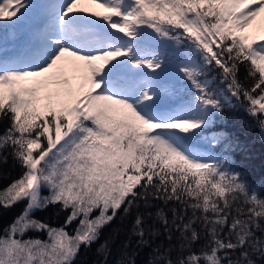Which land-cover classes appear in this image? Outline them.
<instances>
[{
    "label": "snow or ice",
    "instance_id": "6c2138e0",
    "mask_svg": "<svg viewBox=\"0 0 264 264\" xmlns=\"http://www.w3.org/2000/svg\"><path fill=\"white\" fill-rule=\"evenodd\" d=\"M258 17L264 0H0V166L19 167L0 217L23 204L0 264H88L94 244L91 264L114 245V264H264V194L207 134L236 101L264 135Z\"/></svg>",
    "mask_w": 264,
    "mask_h": 264
},
{
    "label": "trees",
    "instance_id": "16d2710c",
    "mask_svg": "<svg viewBox=\"0 0 264 264\" xmlns=\"http://www.w3.org/2000/svg\"><path fill=\"white\" fill-rule=\"evenodd\" d=\"M241 76H243V70H241ZM2 132L3 125H0V133ZM212 133H222L230 138L233 145V150L231 151V158L234 161L233 167L240 171L245 179L253 184L259 192L264 194V135L261 134L257 121L247 113L245 106L233 101L232 106L225 110V118L217 119L216 123L207 130L208 135ZM217 151H220V149H217ZM0 171L11 172L12 176H16L19 174V167L13 169L11 158H9L7 165L0 166ZM9 182V180H2L0 185H6ZM22 207L23 204L18 205L8 213H4L0 217V225L10 223ZM35 216L41 219H51L52 212L51 210L43 213L38 212ZM52 223L53 226H58L60 221L52 219ZM28 235L39 236L41 239L46 238L44 234L40 233H29ZM105 235H107V230ZM118 243L119 241H117ZM96 247L97 245L94 244L86 253L82 249L81 260L84 255L87 257L88 264H91L93 260L99 259L94 255ZM115 248L116 246L114 245L110 264H114L115 260L119 258V252ZM148 252L149 249L147 248L140 252L136 258L137 264H145ZM78 264H81V262L78 261Z\"/></svg>",
    "mask_w": 264,
    "mask_h": 264
},
{
    "label": "rangeland",
    "instance_id": "374dc122",
    "mask_svg": "<svg viewBox=\"0 0 264 264\" xmlns=\"http://www.w3.org/2000/svg\"><path fill=\"white\" fill-rule=\"evenodd\" d=\"M82 6L87 7V8H93V6L88 5V4H84ZM94 10L101 11L100 9H94ZM262 24H264V17H258L257 20L254 22L253 28L254 29L258 28Z\"/></svg>",
    "mask_w": 264,
    "mask_h": 264
}]
</instances>
